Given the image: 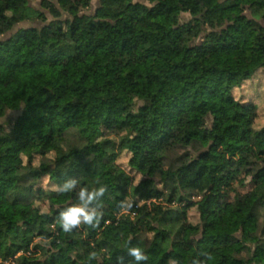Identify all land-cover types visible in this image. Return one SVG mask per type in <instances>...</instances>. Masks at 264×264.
Returning <instances> with one entry per match:
<instances>
[{"label":"trees","instance_id":"trees-1","mask_svg":"<svg viewBox=\"0 0 264 264\" xmlns=\"http://www.w3.org/2000/svg\"><path fill=\"white\" fill-rule=\"evenodd\" d=\"M32 1L0 0V119L17 112L0 122V264H136L130 246L140 264H264V123L235 94L264 70V0ZM137 142L139 180L118 161ZM81 186L105 191L65 232Z\"/></svg>","mask_w":264,"mask_h":264},{"label":"rangeland","instance_id":"rangeland-1","mask_svg":"<svg viewBox=\"0 0 264 264\" xmlns=\"http://www.w3.org/2000/svg\"><path fill=\"white\" fill-rule=\"evenodd\" d=\"M100 0H93V5L91 11H95V9L99 6ZM31 6L35 8H41V0H33L31 2ZM184 20H188L191 18L190 14H184ZM42 22L34 21V22H25L22 23L20 26L17 27L15 32L23 27H28L31 25H39ZM235 94L237 97H240L242 99H245L246 101H254L259 105V111L261 113V117L259 118L261 123H264V70L259 71L255 76L246 81L241 87L235 89ZM17 116V112H9L5 118L0 119V122H5L10 120L11 118H15ZM136 145H139V142H137ZM152 148L149 147L146 144H140L138 146V149L135 153L129 152L127 150H123L120 154V157L118 159L119 163H121L129 172H131L133 175L136 176L137 180H139L142 177L141 174V167L142 165L147 163L149 151H151ZM30 155V152L26 150L22 157L25 161H27L28 157ZM254 181L252 176H246L242 175L240 176L236 181L235 184L238 186V188L243 190H248L250 187H252ZM43 184L47 186L48 184V178H45L43 180ZM202 203L206 202L205 200H201ZM197 213L195 211L191 212V218L196 221ZM74 247V245H72ZM175 250V249H174ZM176 251H181V249H176ZM8 263H12L11 261H8ZM14 264V263H12Z\"/></svg>","mask_w":264,"mask_h":264},{"label":"clouds","instance_id":"clouds-1","mask_svg":"<svg viewBox=\"0 0 264 264\" xmlns=\"http://www.w3.org/2000/svg\"><path fill=\"white\" fill-rule=\"evenodd\" d=\"M77 188V181L70 179L60 186L61 192H71ZM103 186L100 187H88L81 186L76 192L78 203L70 204L66 209L60 212L59 223L61 224L65 232H69L73 226L83 223H91L93 215L92 211H89L88 206L91 202L96 200L98 196L104 193ZM127 252L131 257H134L136 264L147 260L145 251L139 246H130L127 248Z\"/></svg>","mask_w":264,"mask_h":264}]
</instances>
